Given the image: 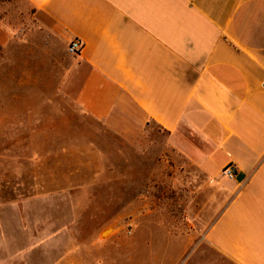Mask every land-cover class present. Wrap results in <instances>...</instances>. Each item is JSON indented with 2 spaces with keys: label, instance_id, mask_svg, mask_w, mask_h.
<instances>
[{
  "label": "crops",
  "instance_id": "1",
  "mask_svg": "<svg viewBox=\"0 0 264 264\" xmlns=\"http://www.w3.org/2000/svg\"><path fill=\"white\" fill-rule=\"evenodd\" d=\"M24 1L34 33L66 58L61 96L133 149L161 140L167 168L208 191L200 241L225 264H264V0ZM8 30L0 22V39ZM91 149L82 163L97 164ZM74 155L51 154V176L72 180ZM17 210L2 206L0 250L34 243L46 264H85L65 223Z\"/></svg>",
  "mask_w": 264,
  "mask_h": 264
},
{
  "label": "rangeland",
  "instance_id": "2",
  "mask_svg": "<svg viewBox=\"0 0 264 264\" xmlns=\"http://www.w3.org/2000/svg\"><path fill=\"white\" fill-rule=\"evenodd\" d=\"M32 12L24 0H0L9 29L0 39V214L14 204L23 221L65 223L58 231L85 264H225L200 241L209 224L203 180L169 170L161 140L133 149L74 109L60 94L66 58L34 33ZM87 144L97 164L81 162ZM63 150L75 152L72 180L50 174L49 156ZM34 247L0 250V264H46Z\"/></svg>",
  "mask_w": 264,
  "mask_h": 264
},
{
  "label": "built area",
  "instance_id": "3",
  "mask_svg": "<svg viewBox=\"0 0 264 264\" xmlns=\"http://www.w3.org/2000/svg\"><path fill=\"white\" fill-rule=\"evenodd\" d=\"M81 49V42L78 40H73L68 46V52L71 55H76ZM264 85V82H263ZM223 176L228 179H233L235 175V169L233 166H228L223 170Z\"/></svg>",
  "mask_w": 264,
  "mask_h": 264
}]
</instances>
